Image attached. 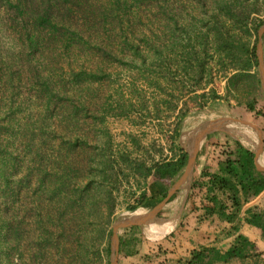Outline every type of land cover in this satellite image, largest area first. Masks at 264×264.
<instances>
[{"label":"rangeland","instance_id":"374dc122","mask_svg":"<svg viewBox=\"0 0 264 264\" xmlns=\"http://www.w3.org/2000/svg\"><path fill=\"white\" fill-rule=\"evenodd\" d=\"M16 2L0 3V264H110L114 224L162 179L142 166L181 154L180 109L218 101L201 120L225 112L260 132L231 125L242 145L263 141L259 60L219 66L215 25L252 46L264 0Z\"/></svg>","mask_w":264,"mask_h":264},{"label":"crops","instance_id":"0c3cea01","mask_svg":"<svg viewBox=\"0 0 264 264\" xmlns=\"http://www.w3.org/2000/svg\"><path fill=\"white\" fill-rule=\"evenodd\" d=\"M218 103V101L212 102L211 105H207V108L184 119L180 128L181 146L179 147L185 153L188 147L186 139L188 134L211 121L231 118L229 114L221 112L220 115H212L208 120H201L205 113L222 110ZM260 118L263 122V141L259 164L264 167V115ZM182 132L185 134L182 135ZM238 143L240 142L237 138L235 139V136L224 131L206 135L199 144L189 185L171 196L158 213L156 222L118 231L117 264H189L194 251L206 247L215 248L224 253L235 245L238 236H243L254 244L255 251L260 254L261 260L264 259L263 233L259 228L247 223L250 211L264 212V209L260 210L264 207V191L257 197L249 198L239 191L236 195L239 206L236 207L231 191L221 188L218 184L221 179L229 178L223 171V165L229 158L235 157ZM244 147L253 151L254 154L257 151V147L255 150L253 145ZM174 155L178 157L177 153ZM256 169L264 173L257 166ZM164 182L165 179H157L149 186L144 207L137 209L143 210V213L137 215L148 214L152 210L151 207L159 201L161 192L167 191L168 195L174 185L167 189ZM255 263L256 259L251 256L244 260L235 258L228 263L215 264Z\"/></svg>","mask_w":264,"mask_h":264},{"label":"trees","instance_id":"16d2710c","mask_svg":"<svg viewBox=\"0 0 264 264\" xmlns=\"http://www.w3.org/2000/svg\"><path fill=\"white\" fill-rule=\"evenodd\" d=\"M4 1V0H3ZM17 1V0H16ZM6 4L8 3L12 6L13 0H5ZM2 3V0H0ZM17 8H20V0L16 2ZM15 5V4H14ZM220 25H215L216 27V38L217 43L219 44V66L224 67L225 62L224 58L226 57L231 64L232 70L234 72H252L253 68L258 65V57H257V45H258V31L263 24H253V28H251L254 32V42L252 46L248 43H244L241 45L235 44V39L237 38L231 36L229 42L224 41L222 37L228 36L230 32L225 29V24L219 22ZM247 24L246 26H248ZM250 28L245 29V35L247 39H250L252 36ZM228 38V37H227ZM244 58V60H243ZM189 68V67H188ZM187 66H184V70L187 71ZM191 72L197 79H201L203 75V65L199 64L198 66L190 67ZM237 75V74H236ZM204 96V95H203ZM205 97V96H204ZM220 97L215 96L214 100H218ZM206 105L202 104L200 108H204ZM172 111L177 110V106H173ZM249 110L251 112H255V108L253 106H249ZM258 115H264L260 112H257ZM189 116L188 112H183L182 109L179 110V114L175 117L174 128L170 132L172 134L171 139L174 143L180 139L181 132L180 128L184 119ZM180 153L178 157L175 156L165 158L162 161H154L153 164L149 167H144L145 169L141 173L145 179L149 178L152 175H156L162 179H172L178 180L183 174L185 167L188 161V154L184 152V150L179 147ZM223 171L229 176L227 179H221L218 184L223 189H227L231 191L233 194V201L236 207L239 206V202L237 200L236 195L239 191L246 197H257L264 191V173L257 171L255 164V154L253 151L245 148L242 144L238 143V149L234 158H229L223 165ZM140 173V172H139ZM235 182H234V181ZM240 189H238V188ZM159 201L154 204L151 208L154 209L156 205H158L161 201H163L167 197V191L161 192L159 194ZM146 200V192L141 194L140 200L137 206H133L131 208L132 211H136L139 207H144V203ZM112 212L109 213L107 224L110 227V218ZM249 218L247 219V223L253 227L259 228L263 233L264 238V212H249ZM112 237L111 229H104L102 234V244ZM108 254V247L105 249ZM256 259L255 264H264V259L261 260L260 254L255 251V245L249 242L245 237L238 236L235 245L229 248L226 252L222 253L215 248H201L200 250L194 251L192 253L191 260L189 264H215V263H228L235 258H239L241 260L248 259L250 257ZM109 264V263H108Z\"/></svg>","mask_w":264,"mask_h":264},{"label":"water","instance_id":"95a60500","mask_svg":"<svg viewBox=\"0 0 264 264\" xmlns=\"http://www.w3.org/2000/svg\"><path fill=\"white\" fill-rule=\"evenodd\" d=\"M263 35H264V24L261 26V28L258 31V45H257V57L259 60V68H260V75H261V85L264 91V60H263ZM235 123L239 124H246L249 125L246 121L235 119V118H220L214 121L209 122L207 125L202 126L201 128L193 131L192 133L188 134L186 136L188 147H187V153H188V161L187 165L185 167V170L182 174V176L179 178V180L174 184V186L170 189L168 192L167 197L154 209H152L148 214L146 215H131L128 216L122 220H119L116 222L113 226V242L111 247V258H110V264H117V257H118V244H119V237H118V231L121 229H125L132 226H143V225H149L152 223H155L157 220L158 213L162 210V208L166 205L168 200L173 196L178 190L182 188H187L189 185V182L192 178L194 167H195V161H196V155L198 152V147L200 142L203 140V138L212 132H219L224 131L229 134H233L232 131H229L228 128L231 125H234ZM251 128L255 129L257 132L258 129L252 125ZM249 125V126H250ZM260 133V132H259ZM261 146L262 141L259 142L257 146V151L255 153L256 155V166L259 170L264 171V167H261L259 164V157L261 153Z\"/></svg>","mask_w":264,"mask_h":264},{"label":"bare ground","instance_id":"6f19581e","mask_svg":"<svg viewBox=\"0 0 264 264\" xmlns=\"http://www.w3.org/2000/svg\"><path fill=\"white\" fill-rule=\"evenodd\" d=\"M242 126H244V127H246V129H247V127L248 126H246L245 124H241ZM249 128V127H248ZM247 130H249V129H247ZM235 131V130H234ZM237 131V130H236ZM233 135V134H232ZM236 139V138H235ZM246 144V143H245ZM137 214H139V213H137Z\"/></svg>","mask_w":264,"mask_h":264}]
</instances>
